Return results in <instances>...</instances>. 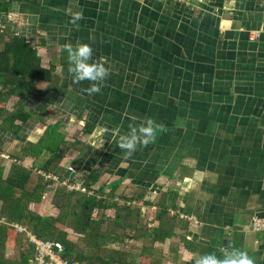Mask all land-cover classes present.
I'll return each instance as SVG.
<instances>
[{"label":"crops","instance_id":"crops-1","mask_svg":"<svg viewBox=\"0 0 264 264\" xmlns=\"http://www.w3.org/2000/svg\"><path fill=\"white\" fill-rule=\"evenodd\" d=\"M0 2L11 3L0 22L25 36L42 66H54L58 77L38 86L42 95L26 106L31 116L19 133L0 119V223L1 191L15 164L31 171L28 210L59 215L55 194L66 186L39 173L49 153L34 158L26 149L61 121L68 141L85 144L66 153L58 172L63 178L83 184L98 171L92 187L105 197L116 187L119 206L123 197L154 203L175 191L180 211L198 218L199 224L187 222V231L177 229L164 243L133 239L130 231L128 248L141 252L134 262L142 256L146 264H167L161 251L172 256V264H198L205 249L222 253L224 261L229 252L232 258L246 252L254 264H264V229L252 230L255 218L264 222V0ZM82 44L92 48L87 63L108 69L103 80L74 82L65 46L76 50ZM94 83L100 92L89 91ZM17 100L12 96L0 106L12 113ZM149 119L155 138L144 145L140 128ZM133 128L139 142L134 150L121 149L120 137L131 138ZM39 182L45 189L35 192ZM14 191L13 199L22 193ZM139 205V224L157 226V208ZM105 214L113 218L116 210ZM59 226L76 240L70 227ZM17 234L6 240L10 261L21 260L30 248Z\"/></svg>","mask_w":264,"mask_h":264},{"label":"trees","instance_id":"trees-1","mask_svg":"<svg viewBox=\"0 0 264 264\" xmlns=\"http://www.w3.org/2000/svg\"><path fill=\"white\" fill-rule=\"evenodd\" d=\"M10 4V2H0V13L9 12ZM0 44H2L0 48V103L5 104L12 96L18 98L12 113H8L5 107L0 106V119L3 125L9 124L15 133H19L31 116L26 111V106L31 100L40 99L42 95L38 86L41 83L55 84L58 77L54 72L55 67H43L36 49L30 46L25 36L13 34L10 25L0 31ZM16 120H20V125H14ZM62 126L61 121L49 125L42 138L30 144L26 149L27 155L34 158L41 157L45 152L49 153V157L41 163L40 169L59 178H63L58 172L66 153L70 149L85 147V144L80 141H68ZM84 130L85 133H90L92 126L87 125ZM99 176L98 171H93L83 185L90 189ZM30 178L31 171L15 164L4 181L7 190L1 191L3 200L1 217L5 219V222L0 223V264H30L34 259L35 250L32 245H29V250L22 252L21 260L10 261L6 258V240L16 233L12 223L25 224L38 238L61 244L63 258L70 262L77 261L80 264H146L129 260L127 241L131 238L130 231H135L133 239L144 236L153 243H164L177 236V229L187 231L189 228L186 221L180 219L177 214H171V210L180 209L177 202L178 195L175 191L163 192L154 203L144 200V196L123 197L124 205L119 206L115 201L114 189L116 187H113L107 197L101 196L100 198L78 191L71 192L63 187L55 194V204L60 210L59 215L43 217L28 210L31 198L27 196L26 187ZM15 189L22 190V193L13 199ZM44 189L45 185L39 182V186L34 191ZM129 200H135L141 205H154L157 208L155 218L158 225L150 228L148 225L139 224L137 220L140 209L129 206L127 204ZM110 208L116 210L113 218L105 214V211ZM96 211H98L97 217H95ZM59 225L70 227L74 231L76 240L70 239L69 233ZM185 242L189 245L188 241ZM200 251L205 258L212 256L218 261H224L222 253L212 254L205 249H200ZM159 254L161 259V251ZM229 254L230 252L226 255L227 259L231 257ZM149 256L153 255L149 253Z\"/></svg>","mask_w":264,"mask_h":264},{"label":"clouds","instance_id":"clouds-1","mask_svg":"<svg viewBox=\"0 0 264 264\" xmlns=\"http://www.w3.org/2000/svg\"><path fill=\"white\" fill-rule=\"evenodd\" d=\"M77 15L76 19H79ZM75 23V20L73 21ZM66 50L69 54L70 66L69 71L74 74V82H80L85 79L89 81H101L108 75V69L103 66V64H89L87 61L91 57L92 48L87 44L77 45L76 50H73L71 45H66ZM100 87L98 84H92L89 89L90 92H100ZM148 127H141L140 132L144 134L145 138L143 144L147 145L150 142V139L155 138L154 129L152 127L153 121L149 119L147 121ZM161 131L163 128L157 126ZM133 135L131 138L127 136H121L119 141V147L121 149L134 150L137 143L139 142V137L135 135L136 129H132ZM115 135V133H114ZM198 264H254L252 258L248 256L246 252H238L233 258H229L223 262L216 260L212 256L203 258L198 261Z\"/></svg>","mask_w":264,"mask_h":264},{"label":"built area","instance_id":"built-area-1","mask_svg":"<svg viewBox=\"0 0 264 264\" xmlns=\"http://www.w3.org/2000/svg\"><path fill=\"white\" fill-rule=\"evenodd\" d=\"M5 29V25L0 22V31ZM69 171L75 173L76 169L72 166L69 167ZM46 180H53L57 183L63 184L69 191H78L81 193H85L89 196H97L98 198L101 197L97 193V190L94 187L90 189L86 188L82 183H76L71 181L70 179L59 178L56 175L46 174L43 171H39ZM127 204L131 207L138 206V202L136 201H129ZM141 205H139L140 207ZM171 214H177L180 219L189 223V225H197L199 224L198 218L190 213H184L182 211L171 210ZM12 226L16 229L18 234L23 235L26 241L34 247L35 255L33 259V264H80L77 261H67L63 258L62 252L63 247L61 244L53 241H47L38 238L35 234H33L27 227L20 226L18 224H12ZM264 229V222L259 218H255L252 223V230L253 231H260Z\"/></svg>","mask_w":264,"mask_h":264},{"label":"rangeland","instance_id":"rangeland-1","mask_svg":"<svg viewBox=\"0 0 264 264\" xmlns=\"http://www.w3.org/2000/svg\"><path fill=\"white\" fill-rule=\"evenodd\" d=\"M137 222H139V220H137ZM75 239V238H74ZM129 240L130 239H128V241H127V244L129 243ZM130 244V243H129ZM140 247V246H139ZM127 249H128V253H129V260H133V258H134V256H137V253L139 252V253H141L139 250H140V248H128V246H127ZM141 255H143V253L141 254ZM141 257L142 256H140V258L138 259V257H135V259L136 260H138V262L139 261H142L143 259H141ZM164 259V260H166V262H167V264L168 263H170V264H172L171 263V261H172V256L171 255H166V254H163V256L161 255V259Z\"/></svg>","mask_w":264,"mask_h":264}]
</instances>
